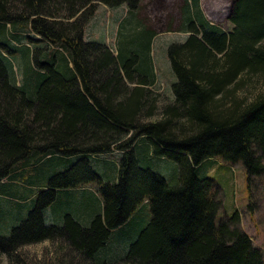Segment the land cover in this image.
Segmentation results:
<instances>
[{
	"label": "trees",
	"instance_id": "1",
	"mask_svg": "<svg viewBox=\"0 0 264 264\" xmlns=\"http://www.w3.org/2000/svg\"><path fill=\"white\" fill-rule=\"evenodd\" d=\"M141 3L0 0V40L14 47L0 49V222L17 221L0 234L8 264H264L239 210L221 216L214 179L198 175L212 157L240 164L254 214L264 183V0H231L227 31L197 0L181 3L187 36L166 49L169 99L154 88L156 31L135 17ZM98 4L130 13L115 50L85 37ZM17 48L22 81L10 60ZM116 150L118 169L100 170L112 177L103 182L94 158ZM154 156L177 164L176 185L141 166ZM42 241L51 247L40 258L23 249Z\"/></svg>",
	"mask_w": 264,
	"mask_h": 264
},
{
	"label": "rangeland",
	"instance_id": "2",
	"mask_svg": "<svg viewBox=\"0 0 264 264\" xmlns=\"http://www.w3.org/2000/svg\"><path fill=\"white\" fill-rule=\"evenodd\" d=\"M183 1L192 4L195 0H142L140 9H138V13L135 14V17L144 18L148 25L156 31V34L152 37L150 42V54L156 73L154 88L167 99L173 97L171 85L175 78L170 67L166 49L171 42H182L187 36V32L182 26L179 14V7ZM197 5L209 21L220 25L226 31L232 27V23L227 17L231 0H197ZM127 11L128 9L125 5L107 7L103 4H98L93 16L85 27V37L87 39L104 41L115 50L120 23L124 18H126L125 22H129L130 19V13ZM35 37L39 39L38 36ZM24 42H27V40H22V43ZM0 43V49L4 51H6V48L14 49L11 39L0 40ZM10 60L14 65V72L17 74L18 80L22 81L23 74L20 65L23 60V49L17 48L15 52L10 53ZM259 87L264 89V82H260ZM237 93L239 94L240 91ZM144 150L143 144L138 145V153H142ZM102 156L97 159L94 158L97 164L96 166L100 167L99 169L96 167L94 168L103 182L111 181L112 177L109 176L106 178L100 170L109 171L110 168L112 173L114 168L118 169L120 154H118V150H116L112 153H103ZM103 160L107 161V164ZM91 161L93 164L92 159ZM103 162L105 164H103ZM140 164L144 168H149L161 174L169 184H177L178 167L175 162L167 158H157L154 156L150 159L140 158ZM64 168L65 167L61 169L63 170ZM34 171L35 170L30 167L23 173V178L28 177L30 174L34 173ZM244 174V169L240 164H227L217 157L206 160L198 169L199 176H207L214 179L215 185H217L219 189L222 202L220 215H229L233 210L238 209L240 212L241 227L251 236L253 243L261 247L264 251V183L260 182L257 185L256 196H258V201L254 207V214L250 215L246 207L248 195L245 187ZM41 184L42 182L34 184L36 185L33 186V192L35 194L34 196L30 194L28 199L30 205L33 199L35 201L38 193L37 191ZM90 188L96 193L97 185L91 184ZM62 197L63 194L61 192L58 198L61 199ZM76 202L77 201L74 200L73 203L67 204V212H72L74 210L76 206L74 203ZM32 207H28L26 209V214L23 216L27 215V210ZM149 211L150 208L148 203L144 202L140 208L141 217H139V227L144 226L147 220H149ZM16 222L17 221L9 222L7 219L1 221L0 234L8 235L11 226L17 224ZM112 243H114V241H112ZM50 247L51 244L49 241H42L25 245L23 249L28 252L29 255L40 258L43 255L44 249ZM0 264H8V259L5 254L0 253Z\"/></svg>",
	"mask_w": 264,
	"mask_h": 264
}]
</instances>
